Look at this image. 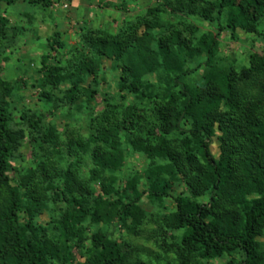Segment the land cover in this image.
Masks as SVG:
<instances>
[{"label": "trees", "instance_id": "1", "mask_svg": "<svg viewBox=\"0 0 264 264\" xmlns=\"http://www.w3.org/2000/svg\"><path fill=\"white\" fill-rule=\"evenodd\" d=\"M16 2L0 0V264H264V51L246 66L221 41L264 35V0H163L116 32L82 23L74 47L56 31L39 68L50 109L18 121ZM60 109L96 111L88 135L47 124ZM130 153L147 165L122 181Z\"/></svg>", "mask_w": 264, "mask_h": 264}, {"label": "rangeland", "instance_id": "2", "mask_svg": "<svg viewBox=\"0 0 264 264\" xmlns=\"http://www.w3.org/2000/svg\"><path fill=\"white\" fill-rule=\"evenodd\" d=\"M51 1L50 7L34 5L30 0H17L15 4L3 7L5 9L3 11L11 21H18L19 28H25L23 34L15 40L16 42L13 41L9 52L4 54L7 59L5 60L6 67L4 66L5 77L9 81L17 82L18 87L11 99L12 112L16 121H18L20 110L23 108L39 110V112L50 109L44 106L38 96L39 82L43 76L39 72V68L42 66V58L45 53L49 52L52 57L55 56V52L50 51L47 47V38L54 32H61L69 47H74L78 43L79 26L84 22L90 21L99 28L108 27L116 32L126 22L135 20L141 13H144L148 7L163 3V0H74L71 4L73 7L69 11L59 6L58 0ZM262 26L264 27V23ZM238 33L241 35V42L231 39L229 31L222 33L223 49L226 55L238 57L240 62L248 66L249 52L262 53L264 51V35H247L241 31ZM69 47L63 52H67ZM109 64L110 62L106 61V65ZM115 78L116 75L108 71L106 74L107 83L104 82L101 88L107 89L109 83H115ZM96 109L100 111L101 107L98 106ZM95 112L84 109L82 112L78 111L72 116H68L69 113L66 110L60 109L54 111L53 114H47V124L57 125L60 132L70 128L88 135L90 116L92 113H97ZM212 151L216 156L220 154L218 142L212 146ZM22 154L26 159L22 165L27 166L28 162L33 159L29 143H26L22 148ZM146 165L147 160L144 156L130 153L126 159L125 167L119 174L120 180L124 181L134 170L141 171ZM12 175L15 178V174ZM166 207L169 210L174 209L175 203L172 198L166 201ZM42 219L46 220L48 216L44 215ZM260 240L264 241V238ZM229 259L230 257L225 256L206 264H226Z\"/></svg>", "mask_w": 264, "mask_h": 264}, {"label": "built area", "instance_id": "3", "mask_svg": "<svg viewBox=\"0 0 264 264\" xmlns=\"http://www.w3.org/2000/svg\"><path fill=\"white\" fill-rule=\"evenodd\" d=\"M72 2H74V0H64V1L62 2V6H63V8H70Z\"/></svg>", "mask_w": 264, "mask_h": 264}, {"label": "clouds", "instance_id": "4", "mask_svg": "<svg viewBox=\"0 0 264 264\" xmlns=\"http://www.w3.org/2000/svg\"><path fill=\"white\" fill-rule=\"evenodd\" d=\"M72 4H73V2H72ZM59 6H61L63 8L62 3H59ZM71 7H73V6L71 5L70 8H64V9L68 10V9H71ZM11 17H12V15H11Z\"/></svg>", "mask_w": 264, "mask_h": 264}, {"label": "crops", "instance_id": "5", "mask_svg": "<svg viewBox=\"0 0 264 264\" xmlns=\"http://www.w3.org/2000/svg\"><path fill=\"white\" fill-rule=\"evenodd\" d=\"M18 14V13H17ZM13 17V16H12Z\"/></svg>", "mask_w": 264, "mask_h": 264}]
</instances>
